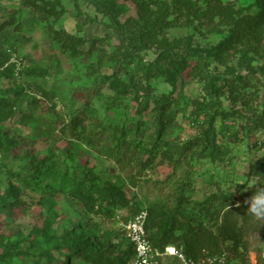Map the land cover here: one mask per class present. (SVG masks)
Instances as JSON below:
<instances>
[{
	"label": "rangeland",
	"instance_id": "1",
	"mask_svg": "<svg viewBox=\"0 0 264 264\" xmlns=\"http://www.w3.org/2000/svg\"><path fill=\"white\" fill-rule=\"evenodd\" d=\"M94 1L110 9L119 32L108 15L84 0H0V253L19 239L0 264H93L83 254L125 258L124 224L139 211L197 215L195 206L211 195H224L228 204L255 184L247 173L264 152V126H255L256 115L264 116L260 78L253 80L259 95L251 101L253 115L250 111L225 120L227 129L216 121L222 149L216 159L179 156L177 147L197 133L191 100L202 94L199 72L236 70L240 55L252 66L264 65V0ZM36 4L53 7L57 14L42 18ZM51 28L71 37L75 47L64 49ZM80 38H97L98 50L87 53L90 44L77 42ZM141 39L146 48L136 50ZM125 52L128 70L157 95L171 87L162 76L149 75L152 61L160 57L159 63L168 67L167 53L185 59L184 69L169 66L177 79L175 121L162 139L171 159L158 155L145 165L157 124L153 111L140 110L139 86L121 95L105 85L94 95L84 139L74 138L66 126L101 74L115 69L127 80L121 66L108 60L110 53ZM223 104L227 106L225 100ZM121 130L125 139L117 148ZM104 180L120 186L128 203L113 204L93 192ZM243 182L248 186L236 191ZM82 186L93 192V206L72 194ZM259 191L233 204L253 211L255 223L246 235L249 264H262L257 256L264 252V199ZM35 227L49 234L70 231L69 237L92 247L72 255L70 240L57 244L37 233L28 236Z\"/></svg>",
	"mask_w": 264,
	"mask_h": 264
},
{
	"label": "trees",
	"instance_id": "2",
	"mask_svg": "<svg viewBox=\"0 0 264 264\" xmlns=\"http://www.w3.org/2000/svg\"><path fill=\"white\" fill-rule=\"evenodd\" d=\"M84 1L93 4L98 11L108 15L113 28L119 32L117 22L114 20L109 8L94 0ZM34 8L38 12H41L40 16L42 18L57 14V11L53 7L45 8L36 4ZM50 33L62 44L64 49L75 47V44L70 46V39L72 38L68 37L67 34L64 35L62 31L51 28ZM138 37L140 38L141 36L138 35ZM83 41H88L90 44L87 53H90L91 50H98L96 47L97 38H89L88 40L80 38L77 42L82 43ZM123 41L125 40H121V44L125 43ZM139 41L140 44L135 49L146 48V42L143 39ZM126 46L129 48V45ZM126 53H110L108 60L114 63L115 66H121L122 70L127 74V80L122 79L118 70L116 71L115 69L101 74L97 84L84 92L81 99L82 108L76 115L71 117L66 126L69 127L74 138L84 139L87 110L92 105L91 99L94 95H100L105 85L115 93L121 95L131 93L133 88L139 86L143 91V101L140 110L142 113L149 110L153 111L157 124L156 136L150 141L146 149L148 159L144 161L145 165H150L158 155L162 159H171L172 157L168 152L170 148H164L168 144L162 139L168 126L175 121L173 92L176 88L177 79L176 72L174 69H170L169 66L171 68L184 69L185 59L167 53L164 58L167 59L168 67H164L159 63L160 57H156L152 61L154 68L149 75L153 78L162 76L171 87L170 91L157 95L153 93L150 84H142L141 81H137L135 74L128 70ZM148 64H151V62L145 63V66ZM198 74L202 82V94L200 98H193L191 100V114L196 123L197 133L194 137L181 143L177 149L179 150V156L187 154L190 158L209 157L211 160H214L222 151L221 146L217 142L218 131L215 126L216 121L220 120L221 129H227L228 124L225 120L244 117L245 113H249L250 111L252 115L255 113L256 110L251 101L257 100L259 95L258 84L253 80L254 78L264 80V65L252 66L249 64V58L246 55H240L236 70L218 72L203 69ZM223 100L227 102V106L223 104ZM256 116L259 121L255 126H264V116ZM124 139L125 131L121 130V135L116 141L117 148L121 147V142ZM127 150L130 151V147H127ZM247 176L254 178L255 184L241 192L238 197H234L233 202L225 204L227 198L224 195H211L205 202L195 206L197 215L185 214L182 210L167 215L160 212L155 213L154 209L151 208L149 212L147 211L145 230L152 246L162 250L168 245H174L195 260L202 259L208 255L225 254L227 261L231 264H249L248 249L250 244L246 235L249 230H252V223H255L252 216L253 211L247 210L242 204L236 206H233V204L239 198L241 199V197H255L259 189L258 197L264 199V152L249 164ZM246 186H248L247 182L238 183L236 191H240ZM93 192L104 195L113 204L128 203V199L125 197L122 188L110 180H104L99 184H95ZM93 192H87L85 186H82V189L77 187L72 194L80 196L87 204L91 203L93 206ZM179 201L182 202L181 200ZM32 233L39 234L47 242L54 241L57 244L70 240L72 245L68 246V248L69 250H73L72 255L76 254L79 256L81 253H84L85 251H79L86 248L84 246H87V249L92 247L88 243L69 237L70 231H63L60 234H49L43 228L35 227L29 232L28 236ZM123 234L128 241L123 252L124 255L126 254L125 258L122 256L114 257L109 254H101L97 257L83 254V258L93 264H128L134 255V249L124 229ZM18 243L19 239L9 243L7 248H5V252L0 253V258L7 253L6 251L11 246ZM257 258L264 264V252L261 256L258 255Z\"/></svg>",
	"mask_w": 264,
	"mask_h": 264
},
{
	"label": "built area",
	"instance_id": "3",
	"mask_svg": "<svg viewBox=\"0 0 264 264\" xmlns=\"http://www.w3.org/2000/svg\"><path fill=\"white\" fill-rule=\"evenodd\" d=\"M146 216V211L141 210L124 224L125 234L134 249L128 264H231L225 254L208 255L195 260L174 245L162 250L153 247L146 235Z\"/></svg>",
	"mask_w": 264,
	"mask_h": 264
}]
</instances>
